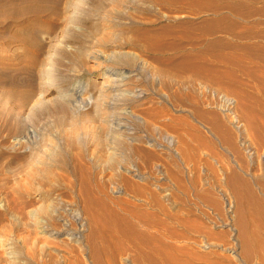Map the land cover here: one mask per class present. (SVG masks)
<instances>
[{"label": "rangeland", "instance_id": "374dc122", "mask_svg": "<svg viewBox=\"0 0 264 264\" xmlns=\"http://www.w3.org/2000/svg\"><path fill=\"white\" fill-rule=\"evenodd\" d=\"M101 202L264 264V0H0V264H107Z\"/></svg>", "mask_w": 264, "mask_h": 264}, {"label": "bare ground", "instance_id": "6f19581e", "mask_svg": "<svg viewBox=\"0 0 264 264\" xmlns=\"http://www.w3.org/2000/svg\"><path fill=\"white\" fill-rule=\"evenodd\" d=\"M29 2H31V1H29ZM31 11H33L35 14H38L40 12V9L33 8ZM27 38L28 37L26 35H24V37H22L23 40H27ZM96 201H98V206H99L100 201L99 200H96ZM102 205H103L104 210L101 209L102 207H100V210L104 214H103V219H101V220L104 223L100 222L99 218H95V222H97V228L98 229H97V232H96V229L94 230L95 231L94 234L96 233V238L99 237L102 240L100 241V239L98 238L99 242L97 243L95 241H98V239H96L95 237L93 238V236L91 238L95 239L94 243H97V244H95L96 245V250H95L96 252L95 253L98 254V256L100 258L106 257L108 260L107 264L113 263L115 257L116 256L119 257L121 254H122L121 255L122 257H123V254H124V256H125V254L127 255V257L124 258V259H126L124 261H127V264H186V262H185L186 260L184 261L182 254H184L183 251L188 250L187 247L183 248L182 246L181 247L180 246L178 247L176 245L174 246L173 243L170 244V243H168L169 241H167V242L164 241V239H163L164 237L161 238L162 235H161V237H158V235L155 234L154 232H152L153 230L152 231L149 230L148 227L141 229V227L138 226L139 223L137 225V223L135 224V221L131 220L132 221L131 222L127 217H122L121 215L115 213L113 210H111V208L107 204L105 205V202H101L100 206H102ZM96 206H97V204H96ZM97 210H99V209H97ZM98 212L100 214V211H98ZM93 213L96 214L95 212H93ZM143 215L144 214H142V216ZM132 216L131 217L128 216V217L132 218ZM144 216L146 217V215H144ZM138 217L136 219L137 221H138ZM135 218H136V215H135L134 219ZM143 219H141V220H143ZM139 220H140V218H139ZM92 222H94V221H92ZM100 223H102V224H100ZM99 224H100V226H98ZM105 232H110V234L107 235ZM165 240H167V239H165ZM92 242H93V240H92ZM92 242H91V244H94ZM197 243L199 245H201L199 247L209 246V243H207L205 237H203V239L201 241H198ZM124 244H125V246H124ZM258 249H259V247H258ZM128 250L132 254H130L129 252H127L129 254L125 253ZM96 256H95V259H97V264H98V258H96ZM99 260H101V259H99ZM105 263H106V261H105Z\"/></svg>", "mask_w": 264, "mask_h": 264}]
</instances>
